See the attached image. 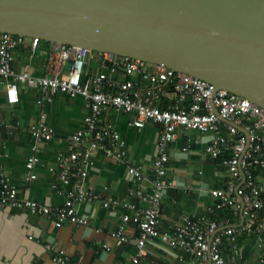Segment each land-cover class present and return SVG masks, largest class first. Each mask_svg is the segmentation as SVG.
<instances>
[{
	"label": "built area",
	"instance_id": "built-area-1",
	"mask_svg": "<svg viewBox=\"0 0 264 264\" xmlns=\"http://www.w3.org/2000/svg\"><path fill=\"white\" fill-rule=\"evenodd\" d=\"M41 40L0 32V97L14 106L21 100V86L34 88L51 102L58 93L71 98L83 97L89 108L84 118L85 126L72 134L66 150L59 151L57 173L53 188L59 192L67 188L65 203L49 206L23 197L12 183L7 172L0 168V208L12 206L26 209L31 214L44 215L58 226L66 222L88 225L89 219L81 217L78 204L99 202L102 207L121 211V222L112 236L118 244L128 242L127 225L137 226V252L129 262L142 264L148 244L156 239L189 256L193 264H229L224 250L229 249L232 260L241 258L242 239L251 238L260 250L259 264H264V186L259 175L264 174V108L224 89L215 90L208 81L187 73L174 71L164 65L154 64L143 72L146 63L135 58H116L113 54L90 52V61H97L108 73L86 76L85 61L88 49L63 45L55 49L52 63H68L64 73L33 76L27 70L13 68L16 50L30 46L36 50ZM136 78L119 79L118 69ZM113 109L132 115V125L141 130L148 123L160 126V138L152 163V177L127 156V141L116 126L107 119ZM179 129L211 134L206 153L221 162L227 170L228 180L221 188L212 189L216 199L211 215L185 214L173 230L160 228L164 197L174 182L167 179L170 144L177 140ZM34 145L26 168L29 182L37 178L35 166L41 161L38 152L42 142L52 140L55 129L46 121V112L40 113L38 123L31 127ZM102 151L113 160L127 164L129 187L124 197H104L87 182L88 168L95 152ZM244 172V175L242 174ZM227 210V211H226ZM227 218H219V212ZM215 214V215H214ZM216 216V217H215ZM243 220L232 221L231 218ZM52 259L58 264L73 262L54 244Z\"/></svg>",
	"mask_w": 264,
	"mask_h": 264
},
{
	"label": "crops",
	"instance_id": "crops-1",
	"mask_svg": "<svg viewBox=\"0 0 264 264\" xmlns=\"http://www.w3.org/2000/svg\"><path fill=\"white\" fill-rule=\"evenodd\" d=\"M54 45L47 47L40 43L36 50L24 46L16 50L13 68L17 72L28 71L33 76L64 73L68 63L61 66L52 63L55 57ZM89 62L85 75L95 76L108 73L97 61ZM119 79L132 78L122 68L118 69ZM46 112L47 123L55 129L52 140L42 142L38 155L41 161L35 166L37 178L26 181V163L32 156L34 139L31 127ZM86 100L79 96L71 98L63 93L55 95L49 102L34 88L21 86V100L11 106L0 97V168H3L19 193L49 206L65 203L67 188L61 192L53 188L56 181V156L67 149L69 138L85 126L84 118L89 113ZM106 117L127 141V156L131 163L139 166L148 177H152V163L160 138V126L148 123L139 130L132 125V115L108 110ZM211 134H201L195 130L179 129L178 138L170 144L167 179L174 182L164 197L160 228L171 231L185 214L197 212L207 218L214 217L210 211L216 203L212 189L221 188L229 176L226 167L206 153ZM88 180L96 192L104 197H124L127 195L129 180L127 164L119 163L95 152L88 168ZM264 186V174L259 175ZM81 217L89 219L88 225L66 222L58 226L54 220L44 215L31 214L26 209L12 206L0 208V264H58L53 261V252L47 245L54 244L63 250L73 262L79 264H122L129 262L137 252V226L127 225V243L121 245L112 236L121 222L122 212L108 210L99 202L77 205ZM215 215V214H214ZM227 212H219L218 217L227 218ZM216 217V216H215ZM232 221H242L240 216ZM241 258L232 260L226 248L224 254L229 264H259L260 250L251 238L242 239ZM148 254L142 264H193L189 256L171 248L156 239L148 244ZM189 257V258H188Z\"/></svg>",
	"mask_w": 264,
	"mask_h": 264
},
{
	"label": "water",
	"instance_id": "water-1",
	"mask_svg": "<svg viewBox=\"0 0 264 264\" xmlns=\"http://www.w3.org/2000/svg\"><path fill=\"white\" fill-rule=\"evenodd\" d=\"M0 32L161 64L264 108V0H0Z\"/></svg>",
	"mask_w": 264,
	"mask_h": 264
},
{
	"label": "trees",
	"instance_id": "trees-1",
	"mask_svg": "<svg viewBox=\"0 0 264 264\" xmlns=\"http://www.w3.org/2000/svg\"><path fill=\"white\" fill-rule=\"evenodd\" d=\"M41 43L45 44L47 47H51V46H53L52 43H49V42H47V41H42V40H41ZM91 63H93V62H91ZM226 211H227V210H226ZM188 258H189V257H188Z\"/></svg>",
	"mask_w": 264,
	"mask_h": 264
}]
</instances>
